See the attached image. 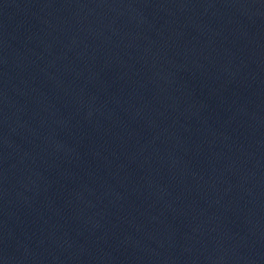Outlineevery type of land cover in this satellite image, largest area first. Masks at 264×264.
<instances>
[{
  "label": "water",
  "instance_id": "obj_1",
  "mask_svg": "<svg viewBox=\"0 0 264 264\" xmlns=\"http://www.w3.org/2000/svg\"><path fill=\"white\" fill-rule=\"evenodd\" d=\"M0 264H264V0H0Z\"/></svg>",
  "mask_w": 264,
  "mask_h": 264
}]
</instances>
